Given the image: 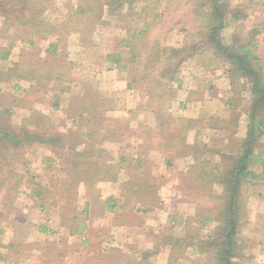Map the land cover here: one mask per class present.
<instances>
[{"label":"rangeland","instance_id":"374dc122","mask_svg":"<svg viewBox=\"0 0 264 264\" xmlns=\"http://www.w3.org/2000/svg\"><path fill=\"white\" fill-rule=\"evenodd\" d=\"M121 1L125 2L122 7L125 6L127 11L124 15L123 11L114 14L127 16L129 19L128 11L133 10L134 4L139 9L138 17L137 14L135 16L138 21L135 25L128 22L125 30L120 29L115 20L111 25L101 27V18L97 20L96 12L101 16L100 5L103 0H29L28 3L22 0H0V59L2 55L9 53L5 60H0V124L11 131H24L28 124L26 122L32 115L40 119V125L28 127L30 133L40 132L47 138L59 133L66 137L61 141L65 144L64 148L60 146L61 142L56 145L33 141L18 149L12 148L8 142L0 144V152L7 155L6 163L0 158V198L13 203L11 206L0 204V209L12 216V219L16 218L0 219V228L14 224L29 208L44 211L41 215L36 213L32 218L39 223H45L46 218L51 219L52 223L60 219V223L64 222L69 229L74 215H78L85 225L89 216V200L102 198L98 202V214H101L105 212L102 203L115 197L110 195L104 202L105 196L101 192L107 195L109 191L95 187L103 183L114 184L113 190L117 198L127 203V209L132 208L138 213L166 209L164 203L163 206L158 205L160 199L164 198L166 189L161 190L160 184H155V178L151 179L156 190L147 186L134 191L133 186H128L133 182L147 183L149 178L145 170L133 172L134 161L131 162V159L135 160V156L131 155L132 158H129L126 154L123 157L125 161H122L120 153H128L135 147L139 140L134 143L133 136L140 131L142 135L145 134L142 143L150 142L151 128L149 124L146 127L145 123L152 118H156L159 127L164 128L159 131H166L172 137L167 121L170 118L181 120V112L188 116V107L192 106L197 96L204 94V89H198L199 86L204 84L210 90H207L205 96H214L213 76L218 74L217 71L227 74L226 81L220 84L222 89L228 87L224 83H229L232 89V94L225 97L226 102L221 99V112L224 111L223 104L233 105L236 112L234 100H237L249 122L253 98L250 80L238 72L229 74L232 64L222 57H213L214 49L204 44V28L194 16L198 9L211 11L212 6L208 0L204 6L202 3L205 0H197V3L196 0H191V3L194 2L192 10L190 9L193 20L185 10L187 0L160 3L157 9L161 10V17H156L154 11H143V6L149 0H135L133 5L132 0ZM230 1L245 11L248 9L251 18L248 23L241 24L227 19V28L221 35L223 44L236 48L255 35L257 52L262 60L260 64L264 67V0ZM168 5L170 10L164 13L163 9H167ZM6 9L9 14L5 13ZM108 15L111 16L110 13ZM36 18L47 27H37L33 21ZM143 24L151 26L144 28ZM124 41H129L134 47H123ZM158 47V60H151L154 49ZM131 49L135 56L142 55L135 63L131 62L130 57L134 56ZM172 50L179 53L173 57ZM119 52L125 55L120 62L114 57ZM107 53L111 55L109 59H106ZM180 61L181 64L177 67L179 74L173 75L172 70ZM94 99L98 102L97 105L94 104ZM181 101L182 105L186 104V108L179 107ZM210 106L206 103L203 105L201 110L204 118L199 119L202 123L198 127L201 132L205 129L204 132L210 140L204 144L195 141L194 135L189 139L183 136V150L178 152V163H193L195 168L189 173H176V179L183 185L178 189L180 198L191 196L196 199L200 194V198L205 199V204H199V213L203 211L205 218L217 224L212 234L215 237L221 224L218 213L222 210V198L228 196L224 184L225 175L244 152L242 145L246 139L236 135L234 139H238L239 145L236 143L231 148L229 146H233L234 142H231L232 145L223 146L226 144L225 135L237 134V130L243 134L248 125L244 124L241 128L233 116L230 123L224 120L226 118H215L211 116L214 108ZM190 112L195 111L191 109ZM239 115L237 114L238 117ZM186 119V122L181 120V124H174L173 128L182 130L187 127L188 122L189 128L184 129L188 134L191 127L197 125V120ZM83 120L91 126L81 129ZM114 133L116 134L113 135ZM83 135L91 136L85 139ZM155 142L159 148L164 149L165 137L157 138ZM91 145L94 157H98L103 151L98 157V161L103 164L100 165L101 169L109 168V172H113L111 175L115 176L96 181L94 185L87 184L86 180L74 185L70 155L75 157L77 153H89L91 150L87 146ZM194 147H199L201 153L207 150L208 159L202 160L204 155L192 154ZM218 149L225 152L231 150L234 153L230 160L220 162L224 170L219 173L211 167L210 160ZM259 150L264 152V137L259 139L255 147V151ZM205 163L209 164V170L199 172L203 171ZM71 183L73 184L70 185ZM252 187L249 186L246 190L242 187V193L246 194L242 196L240 193L238 200L236 260L241 264H264V198L258 197L254 201L250 198V201H245L249 200L252 192L264 193V188ZM97 191L99 196L96 195ZM37 193L43 195L39 196ZM150 197L154 198L151 206L144 202L145 198L149 200ZM104 206L114 208L112 204ZM109 209L106 210L111 211ZM157 240L156 237L155 245L160 248L163 246L162 242L159 241L158 244ZM207 254L209 263L215 264L212 252L208 251Z\"/></svg>","mask_w":264,"mask_h":264},{"label":"crops","instance_id":"0c3cea01","mask_svg":"<svg viewBox=\"0 0 264 264\" xmlns=\"http://www.w3.org/2000/svg\"><path fill=\"white\" fill-rule=\"evenodd\" d=\"M132 1L133 5L135 0ZM169 1L171 0H149V3L143 6V11L146 12V9L150 13L154 11L156 17H161L163 14L161 13V10L157 9V6L160 3H169ZM107 2H110V0H103L101 4L102 28L103 26L111 25L112 21L115 20L117 22V26L120 29L125 30L127 29V24L131 22L135 25L136 21H138L137 12H139V9L135 8V4L133 10L128 11L129 19H127V16L121 17L118 14H111V16H109L108 13H110L112 9L109 7ZM120 2L121 9L118 10V13L123 11L124 15L127 8L125 6L122 7L125 2L123 3L121 0ZM186 2V13H188L187 15L193 20L194 16L191 15L190 12L194 2L191 3V0H187ZM149 4L150 7L148 8L147 5ZM169 8L170 5L167 6V9H163L164 13H167L170 10ZM246 11L248 15L247 18L240 20L239 22H235V24L248 23L251 16L248 13V9H246ZM158 12L160 13L158 14ZM136 14L137 17L135 18ZM113 15H115L114 18H112ZM132 15L134 18L131 17ZM149 26L151 25L143 24L144 28ZM184 27H187V25H184ZM109 56L111 55L107 53L106 59H109ZM116 56H119L122 60L125 58L123 52H119ZM217 72L218 74L213 76V84L215 86V89H213L214 96H205V94L208 93V91L210 92V90H208L204 84L202 87L199 86L198 89H204L203 96H197L195 102H192V106L188 107V116L182 112L179 115L181 120H184V122L187 121L186 118L197 120V125L195 127L192 126L191 131L188 134L184 131V129L188 127V122L187 127H184V129H175L173 128L174 124H181L183 121L178 118H170L167 123L171 128L169 131V133L172 134L171 137L166 134V131H159L164 128L159 127V123L156 118H152V120L150 119L148 123H145L146 125L149 124L151 128V131L149 132L151 136L149 139L150 142H148V144L142 143L143 136L145 134L142 135L143 133L140 131V133L133 136L134 143L139 140V142L135 144V147L131 149L133 151L129 150L130 152L128 153H120L121 158H123L126 154L130 156L129 158L135 156V160L131 159V162L134 161L133 166L135 170L133 172L136 170H145L150 178L153 177L157 180L156 183L160 184L161 190L166 189L165 193H168L169 195H165L164 193L163 199H160L159 202L157 199L155 200L159 203V206H161L162 203H164L167 207L169 206L168 209L166 207V209L161 208L162 210L160 211H147V213H138L133 211L132 208L127 209V205H124L127 203L123 200L120 201V199L117 198V194H115V191L113 190V188H115L114 184L103 183L95 187L96 189L104 188L107 189V192L109 191L107 195H104L103 192H101V194L105 196L103 197L104 202L107 199L106 197L110 195L115 196L114 199H109L114 200V203H110L114 206V208L109 209L107 206H104V204L108 205L107 202L109 200H107L105 203H102L103 210L105 208V212L98 214L100 207L98 202L101 201L100 199L102 198L98 197L96 199L89 200V216L85 225L82 226L80 230L78 229L77 222L74 221V219L69 229H67V225H65L64 222L60 223V219L59 221L52 223L51 219L46 218V215H43L46 218L45 223L36 222L37 220L35 221V219H32L33 216L36 213L41 215L44 211L42 212L40 209L38 210L35 208H29V210L24 211V216L21 218L18 217L14 224L10 223L7 227L6 225L1 227L0 264H210L207 256L208 250L206 248V244L212 236L213 230L217 228V224L205 218V213H203V211H201L202 213H199L201 210L199 204H205V199L200 198L202 195L199 194L200 196L198 195L196 199L191 196L190 198L189 196L180 198L181 195L178 194V191L180 190L178 189H180L183 185L178 179H176V173H189L195 168L193 163H178L180 160H177V157L180 155L178 152L179 150H183L181 147L183 136L189 139V137L194 135L193 138H196L195 141L197 140L198 143L201 142L204 144H207L210 140L204 132L205 129L201 132L198 128L202 123L199 122V119L204 118L201 109L205 103L210 104V107L214 108L211 112V116L213 115L215 118L216 116L226 118L224 120L227 121V123H230L232 122L231 117L233 116L235 118V122L240 124L241 128L244 124L247 126L249 123L248 117H244L245 115H243L241 110L242 106H240L237 100H234L236 103V112L233 109V105L230 104H228V106L223 104L224 113L221 112V99L225 100V97H227L229 93L232 94V89L229 87V83H224L227 84L228 87L225 90L222 89L220 84L226 81L227 74L225 73L226 75H223L222 72ZM204 73L205 72H203V75H205ZM210 88L212 89L213 87ZM179 107L186 108V104L184 103L182 105L181 101ZM191 109L195 112H190ZM237 114H240L239 117ZM223 115L226 117H222ZM164 124L166 123L164 122ZM236 133L237 134L233 133L225 135L224 143L226 144L223 146L233 144V146H229L233 148L236 146V143L239 145L238 139H234L236 135H239L242 139L247 136V131L240 134L239 130H237ZM160 137H165L164 143L166 145L163 147L164 149L159 148L155 142V140ZM167 140H173V142L170 143ZM231 142L234 143L231 144ZM195 150L198 151L195 152ZM206 152L207 150H204L201 153V149L199 147H194L192 149V154L196 153V156L204 155L202 160L208 159ZM233 154L234 153H231V150H227L225 152L218 149L215 152V155L213 154L214 157L210 159L211 167L214 168V171L217 173L222 172L224 169L220 162L225 159L230 160ZM255 155L254 164H252L250 168L253 176L245 180V183L242 186L245 190L248 189L249 186H253L252 188L261 186L264 188V152L262 150H259L258 152L255 151ZM167 158H169L170 161ZM138 161H141V163L138 164ZM117 166L122 167L121 165ZM207 166H209V164L205 163L203 171L200 170L199 172H206V170H209ZM163 176H166L165 179L162 178ZM253 183L255 185H253ZM111 190H113V192H111ZM245 194L246 192L242 193V196H245ZM96 195L99 196V191L96 192ZM174 195L175 197H173ZM159 196H162V194L159 193ZM258 197L263 199L264 193L262 191H256V193L252 192L249 196V200L245 201H250V198L254 201ZM0 204H8L10 206L13 205L11 200H1V198ZM106 209L111 211H107ZM4 218L11 220L12 216H8L5 211L0 209L1 221L4 220ZM35 218H38V216ZM160 218L161 223H159ZM15 219L16 218H13L12 220ZM212 223H214V225H212ZM156 237L158 239V244L159 241L162 242L161 244L163 246L160 248L155 245ZM82 259L85 260L82 261ZM98 259L99 261H97Z\"/></svg>","mask_w":264,"mask_h":264},{"label":"trees","instance_id":"16d2710c","mask_svg":"<svg viewBox=\"0 0 264 264\" xmlns=\"http://www.w3.org/2000/svg\"><path fill=\"white\" fill-rule=\"evenodd\" d=\"M22 1L27 3L29 2V0ZM208 2H210L212 6L211 11L207 12L198 9L196 10L194 15L204 28V32L202 34L204 35V44L214 49V58L222 57L232 64L233 68L228 71L230 72L229 74L236 72L240 73L242 77L250 80L249 82L252 86L251 93L253 98L251 105V114L247 127V136L242 145V147L244 148V152L242 153L241 157L235 160L229 172L225 175L224 184L228 190V196L222 198V210L220 211V213H218V221L221 224L215 232V237L211 236L206 244L207 250H210L214 256L213 262H215V264H241L236 260L238 259V256L236 255L239 226L238 200L240 197L243 182L253 176L250 168L251 165L254 164V158L256 157L255 147L257 146L259 139L264 136V67L262 64H260L262 60L260 54H258L257 52L255 35H252V37L248 41H246L245 44H242L241 46H238L236 48L223 44L221 35L222 31L227 28V19L229 20L230 18L234 23L246 19L248 16L246 11L243 8L234 6L230 0H208ZM107 3L112 9L111 12L118 13V10L121 6L120 0H110V2ZM206 3L207 1L205 0V2L202 3V6H204ZM111 12L110 14H114ZM5 13L9 14V10L6 9ZM96 17L97 20L101 18L98 11L96 12ZM131 17L134 18L133 15ZM33 21L36 23V25H38L37 27L39 28L47 27V25L40 23V20L38 21L37 18ZM123 46L131 48V46L133 45L129 41H125L123 43ZM151 50H153V48ZM159 52V47L155 48L153 57H150L151 60H158L159 57L157 56H159ZM131 53H133L132 49ZM171 53H173L174 57V55L179 52L177 50H172ZM8 55L9 53L2 55L0 60H5ZM114 57L118 62H120L121 58L119 56L115 55ZM130 58L131 62L135 63L137 59L142 58V55L139 54V56H135L134 54V56L132 55V57ZM179 58H182V56H180ZM180 64L181 61L177 63L176 67L172 70L173 75L179 74L177 67L180 66ZM93 101L94 104H98L95 99ZM90 121L93 122V119H90ZM38 122H40V119L38 120L37 117L31 115L29 120L26 122L28 123L26 126L27 128H24V131L21 130L20 132H17L16 130L11 131L7 128H4L2 124H0V144L8 142L12 148L18 149L33 141H39L43 143L48 142L50 144L58 145L59 142H61L63 139H66V137L64 138L63 134L59 133L48 138L40 132L30 133L28 127L36 125L39 126L40 124ZM82 124L83 125H81V129H84L85 127L89 128V126H91L90 123H86L84 122V120ZM146 127L148 126L146 125ZM143 128L145 127L143 126ZM115 134L116 133H114L113 135ZM94 135L95 133H93L92 136ZM90 136L91 135H83V138L87 139L88 137L90 138ZM80 137H82V135H80ZM60 146L64 148L65 144L61 142ZM87 148L91 150L89 151V153H77L75 157H73V155H70L69 161L71 162V172L73 174L72 182H75L74 185L78 184L80 181L85 180L87 181V184L94 185L96 181L113 178L115 175H111L113 172H109V168L101 169L100 167V165L103 164H101V161H98V157L103 153V151L99 153L98 157H94V149L92 148V145L91 147L87 146ZM0 158H3V163H6L7 155L5 152H0ZM122 161H125L124 158H122ZM137 163L139 164L141 163V161H138ZM147 177L149 178L147 183L133 182L132 185L128 186H133L135 189L134 191H137L138 188H146L147 186H150V188L156 190V186L154 187L152 185L154 184L153 180L149 175ZM72 184L73 183H71L70 185ZM37 194L39 196L43 195L42 193ZM153 199L154 198L150 197L149 201L145 198L144 202H147L151 206L153 205ZM112 202L114 203V200H109L107 203L110 204ZM73 219L77 222L78 229L80 230L82 226H84V222L79 219L78 215H74Z\"/></svg>","mask_w":264,"mask_h":264}]
</instances>
